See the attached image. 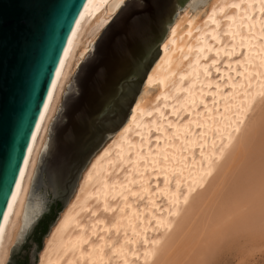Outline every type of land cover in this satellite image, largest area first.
Returning a JSON list of instances; mask_svg holds the SVG:
<instances>
[{
	"label": "bare ground",
	"instance_id": "6f19581e",
	"mask_svg": "<svg viewBox=\"0 0 264 264\" xmlns=\"http://www.w3.org/2000/svg\"><path fill=\"white\" fill-rule=\"evenodd\" d=\"M126 1L88 0L80 13L0 227V264L38 207L43 170L59 177L49 165L51 128ZM190 5L170 26L127 122L84 170L37 264H213L227 239L264 235V0Z\"/></svg>",
	"mask_w": 264,
	"mask_h": 264
},
{
	"label": "water",
	"instance_id": "95a60500",
	"mask_svg": "<svg viewBox=\"0 0 264 264\" xmlns=\"http://www.w3.org/2000/svg\"><path fill=\"white\" fill-rule=\"evenodd\" d=\"M87 1L0 0V227L61 59ZM193 1L127 0L100 36L51 128L49 165L57 166L60 173L53 182L49 169L43 170L35 188L38 207L24 228L26 239L50 210L48 203L56 207L60 203L62 209L68 204L93 156L127 122L162 53L170 26ZM55 213L57 220V208ZM56 220L44 235L42 247Z\"/></svg>",
	"mask_w": 264,
	"mask_h": 264
},
{
	"label": "rangeland",
	"instance_id": "374dc122",
	"mask_svg": "<svg viewBox=\"0 0 264 264\" xmlns=\"http://www.w3.org/2000/svg\"><path fill=\"white\" fill-rule=\"evenodd\" d=\"M208 1L209 0H194L189 8L191 9V12L199 10L205 5L207 6ZM39 191L42 192L43 188H40ZM47 197H51L50 192L47 194ZM36 201H39V199H36ZM48 205L51 206L49 203ZM29 208L30 200H28L27 211H29ZM27 220L28 218L22 222L20 234L11 244V252L7 264H23V262L37 264L36 262H38L40 252L38 245L36 243H31V241L24 236V228ZM241 236L242 238L238 241L237 239L239 237H236L237 239H227L225 242V244H227H224L225 246L223 245L222 249H220L218 257L213 264H264V235L258 236V238H253V236H248L247 234H241ZM219 259H221V261Z\"/></svg>",
	"mask_w": 264,
	"mask_h": 264
},
{
	"label": "trees",
	"instance_id": "16d2710c",
	"mask_svg": "<svg viewBox=\"0 0 264 264\" xmlns=\"http://www.w3.org/2000/svg\"><path fill=\"white\" fill-rule=\"evenodd\" d=\"M55 208H57L60 212L62 210V205L59 203L56 207V205L52 203L50 206V210L41 217V219L36 224L34 230L28 238L31 243H36L38 245V249H41L42 239L44 235L48 232L49 226L55 221L57 217V214L55 213ZM23 264H28V262H23Z\"/></svg>",
	"mask_w": 264,
	"mask_h": 264
},
{
	"label": "flooded vegetation",
	"instance_id": "af4514ba",
	"mask_svg": "<svg viewBox=\"0 0 264 264\" xmlns=\"http://www.w3.org/2000/svg\"><path fill=\"white\" fill-rule=\"evenodd\" d=\"M52 204V203H51Z\"/></svg>",
	"mask_w": 264,
	"mask_h": 264
}]
</instances>
